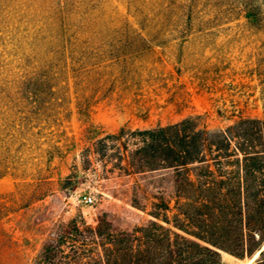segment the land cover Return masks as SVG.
I'll list each match as a JSON object with an SVG mask.
<instances>
[{
  "label": "rangeland",
  "instance_id": "1",
  "mask_svg": "<svg viewBox=\"0 0 264 264\" xmlns=\"http://www.w3.org/2000/svg\"><path fill=\"white\" fill-rule=\"evenodd\" d=\"M68 1L62 15L97 18L90 33L100 53H132L101 68L115 85L87 99L93 92L85 79L75 92L74 80L59 73L55 60L52 70L44 68L48 57L34 45L57 0H0V264H37L43 248L61 236L70 258L78 228L105 219L129 231L152 219L147 211L159 196L172 208L171 170L107 172L110 163L103 166L86 152L91 128L102 136L198 116L201 126L215 131L240 118L264 120V0ZM142 39L150 47L133 51ZM52 72L59 74L47 83L51 91L34 85V76ZM35 87L42 92L32 93ZM18 111L40 114L47 124L39 134L35 127L20 136ZM219 252L221 264L260 258L259 252L242 258Z\"/></svg>",
  "mask_w": 264,
  "mask_h": 264
},
{
  "label": "trees",
  "instance_id": "2",
  "mask_svg": "<svg viewBox=\"0 0 264 264\" xmlns=\"http://www.w3.org/2000/svg\"><path fill=\"white\" fill-rule=\"evenodd\" d=\"M68 2L57 0L55 14L46 18L48 29L33 35L34 45L48 57L44 68L57 66L59 73L69 75L75 92L84 78L93 92L85 98H93L115 85V79L104 78L101 68L125 61L132 52L100 53L90 33L97 18L88 12L78 20L62 15ZM122 26L129 28L125 22ZM149 47L142 39L133 51ZM59 73L34 76V85L39 82L51 91L47 83ZM35 92L42 91L35 87ZM79 110L84 113L86 106ZM16 121L20 136L35 127L39 134L47 124L40 114L22 111ZM88 132L92 142L87 154L93 153L103 166L110 163L109 173L117 170V176H131L171 170L173 206L159 196L147 211L152 219L129 231L99 219L94 227L78 228V246L70 245V258L61 249L67 243L61 236L54 247L43 248L37 264H221L219 250L238 258L259 252L256 264H264V120L240 118L232 126L210 131L200 125L198 116H188L148 129L120 127L102 136L96 128ZM133 205L145 210L136 201Z\"/></svg>",
  "mask_w": 264,
  "mask_h": 264
},
{
  "label": "built area",
  "instance_id": "3",
  "mask_svg": "<svg viewBox=\"0 0 264 264\" xmlns=\"http://www.w3.org/2000/svg\"><path fill=\"white\" fill-rule=\"evenodd\" d=\"M83 200L87 203L92 202V197L91 196H84Z\"/></svg>",
  "mask_w": 264,
  "mask_h": 264
},
{
  "label": "bare ground",
  "instance_id": "4",
  "mask_svg": "<svg viewBox=\"0 0 264 264\" xmlns=\"http://www.w3.org/2000/svg\"><path fill=\"white\" fill-rule=\"evenodd\" d=\"M257 254V253H256ZM256 254L254 256H256ZM252 260V259H251Z\"/></svg>",
  "mask_w": 264,
  "mask_h": 264
}]
</instances>
